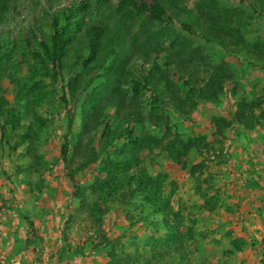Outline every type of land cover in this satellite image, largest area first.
<instances>
[{
  "label": "rangeland",
  "instance_id": "rangeland-1",
  "mask_svg": "<svg viewBox=\"0 0 264 264\" xmlns=\"http://www.w3.org/2000/svg\"><path fill=\"white\" fill-rule=\"evenodd\" d=\"M170 1L174 4L169 11L172 17L164 23L183 33L198 49L191 63L193 69L196 67L198 84H204L213 67L221 63L233 75L225 79L217 101L200 100L196 105L190 101L179 110L167 105L163 115L169 117L168 126L156 124L152 118L144 124H129L113 106L97 112V121L85 118L83 102L101 83L103 71L89 75L84 82L86 89L76 92L74 98L65 91L69 102L64 103L61 85L69 74L61 76L58 83L53 81L52 66L33 34L32 43L43 57L24 47L25 57L16 48L8 54L10 60H4L0 77V264H108L112 246L97 245L102 231L116 243L117 250L132 256L126 264H264V0L205 2L212 4L204 12L216 20L214 26L222 30L225 44L209 40L213 34L207 29L206 37L198 27L190 31L184 26L191 23L189 10L197 9L199 0ZM112 2L116 4V0ZM33 17L27 15L25 23H32ZM41 21L50 32V20L43 17ZM22 27L16 30V40H21ZM159 49L160 53L147 61L137 60L143 67L136 66L132 74L141 77L151 66L166 67L168 56L177 58V49L167 35ZM182 56L178 58L183 60ZM15 59L18 62L14 64ZM178 68L171 65L167 75L182 83ZM20 79L26 80L28 89H38L42 95L39 104L34 99L28 104L19 99L21 84L16 81ZM127 81L120 85L126 103L140 104L148 114L151 90L142 88L141 96L134 98ZM185 92L181 90L180 95L184 97ZM67 107L74 111L71 130ZM11 108H16L20 117L17 127L6 121ZM128 126L133 127L131 133L126 131ZM29 132L33 134L27 137ZM129 134L155 141L152 149L146 140L137 144L138 164L132 170H148L160 178L168 175L164 194L183 222L179 249L163 242L153 247L151 237L163 238L166 228L161 215L153 214L140 196L126 204L114 202L100 228L74 195L69 172L80 167L75 180L91 200L89 186L108 161L129 151L125 146L130 143ZM66 137L67 161L62 155ZM173 139L189 145L182 161L165 157ZM25 216L35 223L33 235ZM169 218L174 221L173 215Z\"/></svg>",
  "mask_w": 264,
  "mask_h": 264
},
{
  "label": "trees",
  "instance_id": "trees-1",
  "mask_svg": "<svg viewBox=\"0 0 264 264\" xmlns=\"http://www.w3.org/2000/svg\"><path fill=\"white\" fill-rule=\"evenodd\" d=\"M206 1L199 0L197 9L189 10L192 21L185 23L184 26L190 31L198 27L206 37L209 35L207 29L213 34V37H208L209 40L215 39L225 44L222 30L214 26L217 23L216 20L210 15L207 17L204 12L205 7L210 8L209 3L212 6L211 2L208 1L206 4ZM173 8L174 4L170 0H116V4L112 0H0V77L4 72L1 69L3 62L5 59L10 60L11 57H8V54L11 55L13 49H21L22 57H25L23 48L28 47L35 56L43 57L39 48L32 43L31 34H33L45 58L52 66L53 81L58 83L61 81V76L66 72L69 74L68 80L61 85L64 92L61 101L64 103L69 102L65 91L74 98L76 92L86 89L84 82L89 75L99 69L103 71L101 83L87 93L83 102L85 118L93 117L97 121L98 113L108 106H113L117 111L116 114L122 113L124 118L128 119L129 124H144L147 118H152L156 124L168 126L169 117L163 115L167 105L172 104L173 108L179 110L182 104L190 101L194 105L200 100L217 101L223 92L225 79L233 75L229 67L221 63L213 67L204 84H198L195 76L196 67L193 69L191 66L192 58L198 49L191 45L183 33L164 23L167 18L172 17L169 11ZM184 8L186 9L185 6ZM24 11L27 12L26 15L23 14ZM174 12L178 13L177 8ZM29 14L34 16V21L27 24L25 20ZM43 17L50 20V32L43 26L41 21ZM21 25L23 27L19 32L22 37L21 40H16V30ZM165 35L170 39V45L177 49V58L174 54L168 56L166 67L151 66L147 70L144 69L141 77L132 74L136 66L143 67L138 64L137 60L147 61L149 57L160 53L159 44ZM181 56L183 60L178 58ZM17 62L18 59H15L14 64ZM173 64L179 67V75H181L179 79L182 83H177L167 75L168 67ZM20 65L21 63L18 66ZM185 73L187 74L184 75ZM127 78L129 90L132 91L134 98L141 96L142 88L151 90L153 96L148 103V114L144 113L145 108L140 104L126 103L120 91V85ZM16 83L21 84L17 95L19 99L26 100L25 104L33 99L35 104L42 101V95L38 89H28L25 79H20ZM183 89H186L184 97L180 95ZM1 92L0 87V110L3 108ZM8 114L6 121L13 127H17L20 117L16 108L9 109ZM67 114L68 128L71 130L74 123V111L71 107H67ZM41 120L44 122V119ZM224 124L229 125V122L224 121ZM250 124L245 123V126ZM3 128L2 134L6 136V127ZM132 130L133 127H126L127 132L131 133ZM32 134L29 132L26 136L29 137ZM114 135L110 138L111 141ZM145 140L149 149L155 146V141ZM145 140L143 137H130L129 134L130 143L125 145L129 147V151L121 152L123 154L118 158L108 161L103 166V171H100L101 174L96 175L89 186L92 192L91 200L87 199L84 190L76 183L75 173L80 167L70 171L69 178L75 187L74 195L80 200L81 205L88 208L90 217L100 228L103 217L114 202L126 204L132 197L140 196L144 202L149 204L153 214L161 215L166 228L167 233L163 238L151 237L153 247H156V243L163 242L169 246L174 244V248L179 249L184 237L179 230L180 223L183 222L180 217L178 219V214L174 213L170 198H166L164 194L163 186L168 175L164 174L160 178L155 177L148 170H132L133 166L138 164L134 149L139 142ZM179 141L181 140L173 139L169 142L165 157L174 161L183 160L189 145L184 141ZM68 145L66 137L62 144V155L65 161H67L69 151ZM195 172L197 171H193ZM176 188L175 184L171 191L175 192ZM2 209L3 205L0 204V212ZM170 215H173L174 221L170 220ZM25 220L29 226V233L31 235L36 233L34 221L28 216H25ZM188 230L190 232L191 228ZM30 240L28 238L27 242ZM108 244L112 246L108 264H126L131 261L132 256L124 250H117L116 243L102 231L97 245L105 247ZM180 257L184 259L185 253L181 251Z\"/></svg>",
  "mask_w": 264,
  "mask_h": 264
},
{
  "label": "crops",
  "instance_id": "crops-1",
  "mask_svg": "<svg viewBox=\"0 0 264 264\" xmlns=\"http://www.w3.org/2000/svg\"><path fill=\"white\" fill-rule=\"evenodd\" d=\"M1 187V186H0ZM3 191L1 190V188H0V194L3 196V193H2ZM1 203V202H0ZM12 228V227H11Z\"/></svg>",
  "mask_w": 264,
  "mask_h": 264
}]
</instances>
